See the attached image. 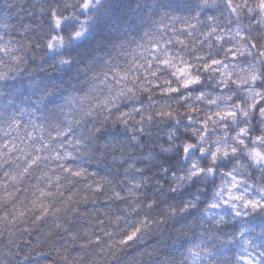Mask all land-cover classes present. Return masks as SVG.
<instances>
[{
	"label": "clouds",
	"instance_id": "1",
	"mask_svg": "<svg viewBox=\"0 0 264 264\" xmlns=\"http://www.w3.org/2000/svg\"><path fill=\"white\" fill-rule=\"evenodd\" d=\"M0 264H264V0H0Z\"/></svg>",
	"mask_w": 264,
	"mask_h": 264
}]
</instances>
